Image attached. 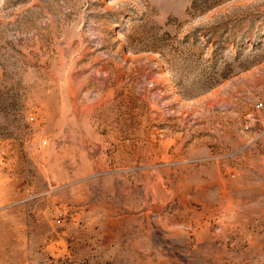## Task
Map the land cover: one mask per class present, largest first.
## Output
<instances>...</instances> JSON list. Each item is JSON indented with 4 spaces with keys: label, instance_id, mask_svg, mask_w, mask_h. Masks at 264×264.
<instances>
[{
    "label": "rangeland",
    "instance_id": "1",
    "mask_svg": "<svg viewBox=\"0 0 264 264\" xmlns=\"http://www.w3.org/2000/svg\"><path fill=\"white\" fill-rule=\"evenodd\" d=\"M0 264H264V0H0Z\"/></svg>",
    "mask_w": 264,
    "mask_h": 264
},
{
    "label": "built area",
    "instance_id": "2",
    "mask_svg": "<svg viewBox=\"0 0 264 264\" xmlns=\"http://www.w3.org/2000/svg\"><path fill=\"white\" fill-rule=\"evenodd\" d=\"M259 104H260V106H263V103L262 102H260Z\"/></svg>",
    "mask_w": 264,
    "mask_h": 264
}]
</instances>
